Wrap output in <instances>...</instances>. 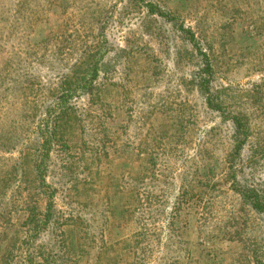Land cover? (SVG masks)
<instances>
[{"label":"rangeland","instance_id":"1","mask_svg":"<svg viewBox=\"0 0 264 264\" xmlns=\"http://www.w3.org/2000/svg\"><path fill=\"white\" fill-rule=\"evenodd\" d=\"M17 1L0 0V145L11 147L0 150V264H253L254 247L264 264V214L241 203L225 174L232 125L196 84L201 52L223 106L264 82V0L148 1L170 17L128 0H49L57 13L29 22L28 8L45 0H22L11 31L3 15ZM98 41L99 101L89 109L87 93L75 100L86 115L84 136L75 131L73 149L53 150L44 172L62 234L49 224L24 241L30 187L15 193L21 177L5 173L36 141L30 101L69 71L84 43ZM242 165L240 180L261 170ZM184 189L187 202L175 211ZM45 204L42 194L39 219Z\"/></svg>","mask_w":264,"mask_h":264},{"label":"trees","instance_id":"2","mask_svg":"<svg viewBox=\"0 0 264 264\" xmlns=\"http://www.w3.org/2000/svg\"><path fill=\"white\" fill-rule=\"evenodd\" d=\"M21 1H17L14 8H12V12L3 15V21H11V31L16 30L15 26L18 25L17 22L21 19L17 16L18 13H22V11H19ZM148 1L128 0V4L144 6L145 8L147 7L148 12H152L153 3ZM58 9L59 7L53 6V3L49 2V0H45V6L28 8L27 16L22 17V19L28 20V22L31 20L35 21L41 16L48 17L50 14H56ZM81 10L82 8H79L76 11L80 17L83 16L80 12ZM152 13H156L158 16L167 15V17H170L165 11L157 8ZM168 20L171 21L170 19ZM179 30L183 34V37L191 44L193 41L195 42L191 30L184 28L183 25L179 26ZM82 47L83 49L77 50V53H79L78 58L71 65L69 71L59 75L58 81L53 85L51 84L52 86L45 85V87L39 81V91H42V86H44L45 92H42L38 98H33L30 101L32 102V106H30L31 113L39 118L34 128V133L37 136L36 141L34 143L29 141V143L24 144L19 151L16 162L12 163V165L6 163L10 168L7 169L5 175L8 176L12 172H16L21 177V179L16 180L15 193H20L26 185L30 187V192H27V206H29V209L25 218L27 228L24 232L27 236L20 238L24 241L34 238L47 225L50 224L53 227L56 224L54 220L56 217L54 216L55 213L52 206L53 190L46 183L44 172L53 150L58 152L62 150L68 151L70 147L73 149L75 146H70L69 141L71 140V135L75 134V131L79 132L80 137L81 135L84 136L85 127L83 121L86 115L83 116L75 100L80 94L87 93L89 109L99 101L98 92L101 90L102 84L98 82V75L105 49L103 50L101 41H98L96 44L84 43ZM60 53V50H58L57 56L63 55ZM201 53L204 60L202 62L203 65L197 73V87L204 95L207 107L218 112L221 117L230 122L233 129L230 150L225 157L226 177L243 205L264 214V129H261V125L264 126V82L255 84L250 89L244 90L240 95L242 99L239 102L231 105L228 103L223 106L225 102L222 100L220 93H218L219 91L211 88L213 81L210 78L211 64L208 55L205 52ZM14 54V56L17 55L16 53ZM46 57L40 56L39 62L42 63ZM17 60L20 62V58ZM12 71L16 75L13 78V81H15L19 76L18 67L13 68ZM23 89H27V87ZM34 92H37V90ZM34 92L31 95H34ZM8 148L11 147L4 144L0 145V150H8ZM1 160L3 159L0 158ZM26 163L30 165L24 170L23 167ZM243 163H245V167L259 164L261 170L256 174L252 172H248L246 176L241 174L243 180H240L237 178L239 170L236 167L240 166V169L243 170ZM188 191V189L179 190L173 202L175 211H178L181 205L187 202ZM42 194L46 204L42 212L43 214H41L42 218L39 219L34 213L38 211L39 197H42ZM13 196L15 198L11 199V205L9 203V208L11 209L16 205V194ZM7 208L4 207L3 211H7ZM173 224V221L168 222L169 232L174 231ZM53 229L55 233L59 230V228L55 229L54 227ZM59 233L60 230L55 236ZM14 238L17 240L18 236ZM255 249V247L251 250L249 248L253 264H263L258 259V256L253 254V250L256 252ZM24 254L32 256V252L26 251ZM3 264H6V262L3 261Z\"/></svg>","mask_w":264,"mask_h":264}]
</instances>
